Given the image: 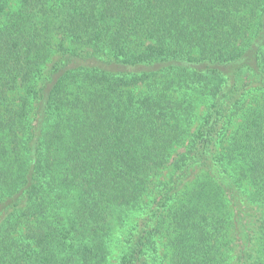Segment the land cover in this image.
I'll list each match as a JSON object with an SVG mask.
<instances>
[{"label":"trees","instance_id":"obj_1","mask_svg":"<svg viewBox=\"0 0 264 264\" xmlns=\"http://www.w3.org/2000/svg\"><path fill=\"white\" fill-rule=\"evenodd\" d=\"M0 264H264V0H0Z\"/></svg>","mask_w":264,"mask_h":264}]
</instances>
